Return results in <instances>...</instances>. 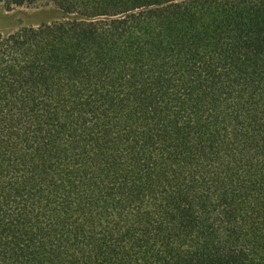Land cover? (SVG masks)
I'll return each mask as SVG.
<instances>
[{
	"label": "trees",
	"instance_id": "16d2710c",
	"mask_svg": "<svg viewBox=\"0 0 264 264\" xmlns=\"http://www.w3.org/2000/svg\"><path fill=\"white\" fill-rule=\"evenodd\" d=\"M0 3V264H264V0Z\"/></svg>",
	"mask_w": 264,
	"mask_h": 264
},
{
	"label": "rangeland",
	"instance_id": "374dc122",
	"mask_svg": "<svg viewBox=\"0 0 264 264\" xmlns=\"http://www.w3.org/2000/svg\"><path fill=\"white\" fill-rule=\"evenodd\" d=\"M48 8L24 6L6 10L3 4L0 3V30H10L18 25L38 24L56 18L58 14Z\"/></svg>",
	"mask_w": 264,
	"mask_h": 264
}]
</instances>
